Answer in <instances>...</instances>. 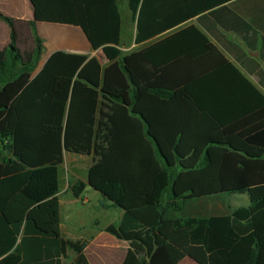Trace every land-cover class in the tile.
<instances>
[{"label": "trees", "instance_id": "trees-1", "mask_svg": "<svg viewBox=\"0 0 264 264\" xmlns=\"http://www.w3.org/2000/svg\"><path fill=\"white\" fill-rule=\"evenodd\" d=\"M33 21L79 26L96 57L23 56L13 19L0 50V264H89L85 239L59 231L64 152L91 155L87 186L119 207L106 230L128 241L121 264H170L173 244L198 264H264V195L227 214L170 215L179 199L244 192L264 184V94L190 24L139 50L119 48L117 0H29ZM135 42L193 17L249 45L264 34V0H128ZM55 257L57 260H55Z\"/></svg>", "mask_w": 264, "mask_h": 264}, {"label": "crops", "instance_id": "crops-1", "mask_svg": "<svg viewBox=\"0 0 264 264\" xmlns=\"http://www.w3.org/2000/svg\"><path fill=\"white\" fill-rule=\"evenodd\" d=\"M117 4L119 9L120 5L123 7V13L127 12L131 17L128 39L123 43L120 40L119 43V48L123 54L149 46L171 33L192 24L206 34L209 40L223 52L228 60L264 94V34L258 32L257 40L251 46L234 31L224 30L207 19L204 22H199L197 17H193L146 41L136 43L137 15L129 8L128 0H117ZM0 12L13 19L15 44L21 51L24 45L27 44L29 46L28 51L32 52L35 48L36 37L40 39L42 44V56L39 60V63L41 62L40 67L47 57L56 50L84 54L89 58L96 57L102 68L109 63L100 49H93L79 26L46 21H36L31 24L33 21V8L29 0H0ZM9 39L10 27L6 21L0 18V50L7 46ZM78 155H81L77 157L79 160L73 162L72 165L64 163L63 155V162L59 165V191L57 197L61 218L59 224L60 235L73 241L79 239L87 240L83 252L89 264H121L128 251L129 243L107 231L106 226L119 223L123 215V209L110 206L103 207L101 204L103 202L108 203V201L102 195L91 194L99 192L90 186H87L79 196H74L70 189V184L78 178L87 181V171L93 162L91 155ZM242 193L249 196L246 204L249 205L253 200L264 195V184L251 187ZM218 195L179 199L181 209L174 211L170 215L210 217L216 214H227L232 208L238 206L226 207L224 200ZM214 196L217 198H213ZM88 209H98L99 212L82 216L81 214ZM166 248L171 260L170 264H198L173 244H167ZM74 256V251L67 248L66 253L60 255L58 259L60 264H70ZM55 260H57L56 257ZM53 264L56 263L54 262Z\"/></svg>", "mask_w": 264, "mask_h": 264}, {"label": "rangeland", "instance_id": "rangeland-1", "mask_svg": "<svg viewBox=\"0 0 264 264\" xmlns=\"http://www.w3.org/2000/svg\"><path fill=\"white\" fill-rule=\"evenodd\" d=\"M120 9H121L120 12H121V15H122L121 16V19H122V24H121L122 25V34H121L120 40H121V43H123V42H126L127 39H128V35H129L128 33L130 31V28H131V17L129 16V14L126 11H125L126 13H123L124 10H123V7L121 5H120ZM122 10H123V12H122ZM28 47L29 46H27V44H26V45H24L23 50L22 51L20 50L21 53L23 54V56H26L29 53ZM40 64H41V62L38 64V67H37L36 70H38V68L40 67ZM78 156H81V155H78L76 153L64 152V163L72 165L73 162H76V161L79 160L77 158ZM91 194L96 195V196H101L100 193H96V194L91 193ZM249 195H250V193H249ZM219 196L221 197L222 200H224L226 207L227 206H234V205H238V206L242 205V206H244V205H246L248 203L247 199L249 198V196L243 194L242 192L241 193H234V194L223 193V194H219L218 197ZM92 198H93V196H92ZM213 198H217V197L214 196ZM221 199H219V200H221ZM97 212H99L98 209H88L84 213H82L81 215L82 216L85 215V214L86 215H90L92 213H97Z\"/></svg>", "mask_w": 264, "mask_h": 264}, {"label": "water", "instance_id": "water-1", "mask_svg": "<svg viewBox=\"0 0 264 264\" xmlns=\"http://www.w3.org/2000/svg\"><path fill=\"white\" fill-rule=\"evenodd\" d=\"M87 182V181H86Z\"/></svg>", "mask_w": 264, "mask_h": 264}]
</instances>
